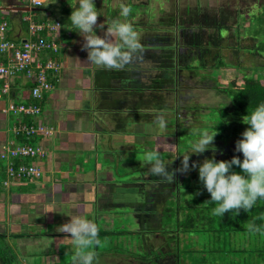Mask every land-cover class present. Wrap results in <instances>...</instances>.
<instances>
[{
	"label": "rangeland",
	"instance_id": "obj_1",
	"mask_svg": "<svg viewBox=\"0 0 264 264\" xmlns=\"http://www.w3.org/2000/svg\"><path fill=\"white\" fill-rule=\"evenodd\" d=\"M119 1V4L110 5L111 0H104L108 6L110 5L108 8L112 14L109 16L120 17V4L129 5L132 11L126 19L131 24L134 22L132 25L138 32L139 38L143 39V52L140 53L143 56V66H139V70L134 71V73H137L138 79H135L133 84L139 89L136 102L142 103L144 106L142 111L149 112L139 115L137 118L142 119L144 122L146 119L151 121L154 119L155 114H152V108L147 107V105H152L154 109L158 108L160 113L165 114L168 126L164 135L169 136V139L165 142L162 139L157 142L156 138H160L161 133L154 121H147L144 124L148 131L146 143L136 144L135 149L128 151L121 163L118 162V155H116L115 160L111 158V162H109V164L112 163L110 166L111 175L118 173L120 175L117 174V180L121 181L122 184L129 183L128 191L122 195L127 198V202L114 203L112 200V202L110 201L111 204L108 205L107 212H99L97 226L101 243L99 246H94V251L97 253L94 264H166L170 258H173L174 252L179 255L184 264H233V262H238V264H264V235L262 234L247 233L243 235L233 233L227 238L221 235L214 241L207 235L204 237L203 233L185 232L177 228V219L186 220L187 216L191 215L190 205H194L198 201L197 198H205V203H207V199L211 196L199 180L198 168L192 169L186 174L177 172L175 180L169 183L158 176L152 175L149 166L142 165L141 161L137 159L146 151H158L166 163L175 159L178 155L174 162L168 166V170L172 171L180 167L183 159L182 154L189 150L191 142L199 138L201 131L205 129L216 130V128L218 135L214 139V145L217 144L215 141H218L220 147L219 145L215 147V152L210 148L203 154H192L189 161L190 165L193 162L202 163L205 158L211 159L213 155H215L216 161L232 159L233 156H239L240 159H243V154L236 152L235 148L237 140L242 138V133L248 128V125L242 122L241 117L232 113L225 116L226 121H224V118L217 120V118L212 119L209 116L211 113L218 114L217 109L213 110V107H217L224 102L227 105L231 104V99L214 87L216 81L212 75V66L216 61L212 55L218 52L221 55L219 58L222 59L228 52L231 60L227 59V61L231 64L235 63L234 59L239 58L241 61L245 60L246 65L249 67L252 66L251 60L255 59V63L264 61V57L261 56L251 58V51L253 50L248 47L252 46L254 41L250 37L252 35L247 33L249 27H252V31H256V29H259V24L264 26V0ZM76 4L77 0H47L45 5L42 6L46 8V11H39V19L49 16V19L53 21L60 20L65 25V12L72 9V7L69 8L70 6H76ZM187 7H200V11L204 9L208 16L218 15L221 7L228 9L232 15L229 24H233V28L228 31L223 30V46L219 50L216 48L217 50L207 56L208 63L205 69H193L191 71L180 69L178 82L179 96L182 102L180 105H183V108H181L177 105L174 106L171 101L173 96L171 84L176 79L175 71L172 74L165 73L158 82L156 79L153 80L154 83L150 81L153 79L151 77L161 76L163 69L165 72L170 68L172 69L170 65H176L173 52L184 56L193 54H189V50L195 51L196 48H190L188 42L193 40V34L200 25L206 38L209 34V29L204 24V17H202L203 22L194 23V20L190 19V13H186ZM118 12L119 16L117 15ZM182 14H184L183 18ZM2 18L0 17V19ZM48 18L45 20H48ZM120 18L122 21L125 19ZM163 18L165 24L159 26ZM33 19L36 20L35 17ZM184 20L185 23L182 24ZM177 22L179 23L176 24ZM25 24L27 25L29 22L26 21ZM8 30H11L10 25ZM261 33H258V38H263ZM160 35L169 37L161 38ZM69 38V35L64 34L62 41L68 44ZM182 39H185L187 43L183 42ZM243 46L248 47L243 48ZM235 47L241 49V52L239 56L233 59L231 58L233 51H227L226 49L232 50ZM65 50L66 48H61L56 57L62 58ZM163 50L166 51L163 53ZM195 52L194 57L192 56L193 58L191 57L189 61L193 65L198 64L197 54L199 53ZM1 57L0 55V59ZM215 73L221 84L225 85L236 81L237 85H240L242 82L243 74L236 65H228L225 68L215 70ZM250 74L255 77H262L264 69L256 68L254 71H250ZM15 78H18V76L8 80L15 83ZM145 79L150 83L146 84ZM0 80L1 83L5 81L4 78H0ZM159 82H162L164 86L162 88L164 90L163 96L160 92V86L157 85ZM140 94L144 95V98ZM150 97H155L153 102ZM145 98H149L148 102ZM184 104L189 106L200 104L199 106L203 109L200 112L195 110L196 113H193L192 107L189 108ZM14 126L15 124L12 125V127ZM152 136L156 137L153 138ZM102 157H100V160L108 163L107 159ZM88 167L94 169L95 159L90 161ZM132 188L137 189L132 192ZM36 234L38 233L36 232ZM176 235H180L179 247H175V243L171 242V238H166V236ZM11 239L10 241L0 239V246H5V242L8 241L10 248L17 256L14 264H72V245L67 247L61 244L57 247L52 239L44 238L37 244L29 245L28 250L23 254L16 246V240ZM173 240L177 241V237ZM239 249H247L248 252H239L237 251ZM160 258L162 259L160 260ZM0 264L2 263L0 262ZM172 264H175V262Z\"/></svg>",
	"mask_w": 264,
	"mask_h": 264
},
{
	"label": "crops",
	"instance_id": "obj_2",
	"mask_svg": "<svg viewBox=\"0 0 264 264\" xmlns=\"http://www.w3.org/2000/svg\"><path fill=\"white\" fill-rule=\"evenodd\" d=\"M119 2L111 0L110 5ZM94 3L100 13L97 23H105L104 30L98 27L94 30L103 37L107 23L122 19L109 16L112 14L108 8L110 5L104 0H94ZM42 10L46 11V8L33 7L27 0H0V17L10 22L8 35L18 40L31 35L26 21L30 23L33 17L34 21L49 17L39 19ZM72 11L73 8L65 12V25L62 24L59 36L61 48H66L60 57L63 62L60 78L40 101L42 112L35 120L54 127L52 136L35 139L49 151L46 157L35 160L43 174L39 179L5 184L9 178L8 161L0 158V236L9 241L14 238L23 254L29 245L44 238L52 239L57 247L61 244L70 247V240L66 238L70 234L57 231V226L71 219L65 213L82 214L98 224L99 212H107L112 200L114 203L127 202L122 195L128 191L129 183L122 184L117 180L118 173L111 175L112 163L109 162L118 155L121 163L128 151L147 140L148 131L144 124L149 120L144 122L137 117L149 111H142L144 106L136 102L139 89L133 84L138 79L134 71L143 66V56L138 54L133 64L123 71L88 65V53L82 50L84 38L69 20ZM64 34L70 36L68 44L62 41ZM142 41L140 38L141 44ZM30 86L31 82L19 75L12 83L11 94L0 96V153L5 145L24 140L14 135L12 125L18 120L6 109L12 100L28 102ZM127 93L130 97H126ZM147 107L152 108L155 116L160 113L152 105ZM152 121L155 117L149 122ZM156 139L165 142L169 136ZM99 156L106 158L108 163L102 162ZM93 159L94 169L88 167ZM135 189L132 188V192Z\"/></svg>",
	"mask_w": 264,
	"mask_h": 264
},
{
	"label": "clouds",
	"instance_id": "obj_3",
	"mask_svg": "<svg viewBox=\"0 0 264 264\" xmlns=\"http://www.w3.org/2000/svg\"><path fill=\"white\" fill-rule=\"evenodd\" d=\"M78 5V7H77ZM120 17L107 23L104 36L96 34L98 27L104 30L105 23H97L98 16L94 0H77L69 17L71 24L83 38L82 50H86L87 63L97 69L123 71L128 69L143 52L138 32L127 21L131 14L129 5L120 4ZM79 63V62H78ZM242 122L249 127L242 133V138L236 142V152L243 154L241 161L239 156H233L231 160L216 161L215 155L211 159L205 158L202 163H189L192 154H203L208 149L215 152L214 139L218 130H203L199 138L189 145V150L183 155L179 168L172 171L168 166L174 162L172 159L166 163L158 151H146L137 159L142 165L149 166L152 175L172 183L176 173L186 174L192 169L198 168L199 180L211 195V202L217 206L213 209L214 216L223 217L225 213L240 210L249 211L258 199H264V103H261L251 112L242 117ZM154 123L157 125L161 137L167 131V120L164 113H157ZM233 166L242 169V173L232 171ZM49 212V211H48ZM47 213V212H46ZM71 217L69 222L57 226V231L70 234L66 236L70 240L73 249L72 264H94L97 253L94 246H99V228L95 222L85 215L65 213ZM249 231H260L254 224L246 225Z\"/></svg>",
	"mask_w": 264,
	"mask_h": 264
},
{
	"label": "trees",
	"instance_id": "obj_4",
	"mask_svg": "<svg viewBox=\"0 0 264 264\" xmlns=\"http://www.w3.org/2000/svg\"><path fill=\"white\" fill-rule=\"evenodd\" d=\"M199 12L200 9L198 8H192V10L190 12ZM207 12L204 13V21L207 26V28L209 29V34L207 35V38L205 37V35H203V31L201 29V25L196 29L197 31H195L194 38L193 40H189V44L188 46L190 48H196L195 51H197V62L196 65H193V63H189V61L191 60V57H194V53H196L194 50H189V54L193 53L191 56L186 55L184 56L183 54L177 55L175 57H173L175 59V66L174 65H170L172 67V69L170 68V70H166L164 72L163 69V74L161 76H155L152 77L153 80L156 79V81L158 82L160 79L163 78V75H165V73H174L175 71V81L171 84L172 85V92H173V96L171 98V101L173 102L174 106L177 105L181 108H183V105L180 99V91H179V78L178 76H180L179 71L181 68L183 69H188L189 71L193 70V69H205L207 67V63H208V58L207 56H209L210 54H212L215 50H217L216 48L222 47L223 45V30H231L233 28V24H229V20L231 18V12L228 9L225 8H220L218 11V15H211L208 16L206 14ZM219 13H222L219 15ZM191 17L190 19H192V17L195 16V18L193 19L194 21H199L202 19L203 16H201V14L198 15H192V13L190 14ZM207 15V16H206ZM200 22V21H199ZM199 22H197L199 24ZM185 23V20L182 21V24ZM195 23V22H194ZM193 23V24H194ZM192 24V25H193ZM250 26V25H249ZM248 26V27H249ZM247 27V28H248ZM252 27H249L247 33L249 35H252L250 37H252L253 39V45L252 46H243V48H251L253 51H251L252 54V59L255 58V56H261L264 57V26L259 24V29H256V31H252L251 29ZM262 32V33H261ZM258 33H261V35L263 36V38H258ZM183 42L187 43L185 39H182ZM182 43V42H180ZM221 50V49H220ZM227 51H233L232 57L234 59V57L239 56L241 49H237L236 47L233 48L232 50L230 49H226ZM163 50L162 52L164 53ZM220 52V51H219ZM174 53V52H173ZM168 55V54H167ZM173 55V54H172ZM217 52L215 54H213V59L216 61V63H213L212 66V75L216 81V85H214V87H216L218 89V91H220V93H224L227 95V97H229L231 99V104L227 105L225 102L217 107H213L214 109H217L216 112L218 114H212L209 115L210 118H217V120H220L221 118H224V121H226L225 116L228 113H232L235 114L239 117H243L245 115L248 114V111L251 112L252 110H254L256 107H258L261 103H264V75L262 77H255L253 74H250V71H254L256 68H260V69H264V61H258L255 63V59L251 60L252 62V66H247L245 60L241 61L239 58L234 59L235 63L231 64V62L227 61V59L230 58V56L228 55V52H226V55H224V58H219L221 57V55ZM174 56V55H173ZM192 57V58H193ZM231 60V59H229ZM180 64V65H179ZM230 65H236L237 68L242 72L243 77H242V82L240 83V85H237L236 81H232L228 84H221L219 83V81L217 80V75L215 73V70L221 69V68H225L227 66ZM167 69V67H166ZM153 80L151 79L150 82L153 83ZM162 81V80H161ZM149 81L147 82L145 80V83L148 84L150 83ZM158 86H160V92L161 95L163 96L164 94V90L162 89L164 86L162 85V82L157 84ZM147 98V102H148ZM185 105V104H184ZM200 105V104H199ZM199 105H185L187 107H192L191 109L194 110L193 113H196L195 110H197L198 112H200L201 109H203L201 106ZM184 106V107H185ZM211 108V107H210ZM209 111V110H208ZM249 127V125H248ZM217 144L215 145V147H220V142L218 143V141H215ZM231 160V159H228ZM243 159H241L242 161ZM220 161V160H219ZM218 162V161H217ZM232 171L238 172L242 174V169L239 168L238 166H233ZM210 198L207 199V203H205V198H197L198 201L200 202H196L194 205H190V210H191V215L187 216V219L182 220V219H177V228L182 229L185 232H194V233H203L204 237L207 235L208 237H210L212 240H216L217 237H221V235H224L225 238L230 237L231 234L233 233H237V234H243L246 235L247 233L250 234L252 233L254 234H262L264 235V199H258L256 204L253 206V208L249 211H244L243 209L240 210L239 214H236L235 211L232 212H228L225 213V215L223 217L220 216H214L213 213V209L217 206L214 202L210 201ZM202 202V203H201ZM204 204V205H203ZM248 224H254L257 227H259L260 231H249L248 228L246 227V225ZM229 234V235H228ZM177 237V241L175 242V247H179L180 244V235H176L174 237H172L171 239H175ZM0 239H3L4 241L7 240L5 238V236H0ZM6 245L5 246H0V262L2 264H14L15 260L17 259V256L15 255V253L12 251V249L10 248V244L8 243V241L5 242ZM239 252H248L247 249H239L237 250ZM256 251V250H255ZM262 251V250H261ZM260 251V252H261ZM212 253L214 251H211ZM263 252V251H262ZM261 252V253H262ZM178 255V254H177ZM176 253H173V258H174V262L175 264H184V262L181 260V258L179 257V255L177 256ZM246 260V259H245ZM234 261V260H233ZM232 261V262H233ZM233 264H238V262H233ZM240 264V263H239Z\"/></svg>",
	"mask_w": 264,
	"mask_h": 264
},
{
	"label": "built area",
	"instance_id": "obj_5",
	"mask_svg": "<svg viewBox=\"0 0 264 264\" xmlns=\"http://www.w3.org/2000/svg\"><path fill=\"white\" fill-rule=\"evenodd\" d=\"M33 7H42L47 0H27ZM9 22L0 19V96L11 94L12 83L9 78L23 75L30 82L28 102L12 100L7 107L17 121L13 133L24 140L13 145H5L0 158L8 161L9 178L5 184L24 179H39L43 169L35 160L44 158L49 154L41 143L35 139L50 137L54 127L50 124L35 122L42 112L40 101L45 93L51 91L55 82L59 80L63 62L56 55L61 50L59 36L62 23L60 20H30V37L14 39L8 32ZM29 120H34L29 122Z\"/></svg>",
	"mask_w": 264,
	"mask_h": 264
},
{
	"label": "flooded vegetation",
	"instance_id": "obj_6",
	"mask_svg": "<svg viewBox=\"0 0 264 264\" xmlns=\"http://www.w3.org/2000/svg\"><path fill=\"white\" fill-rule=\"evenodd\" d=\"M198 8V7H197ZM195 9V8H194ZM199 9H200V7H199ZM192 10V8L191 7H187L186 8V13L188 14V13H192V15H198V14H201V16H203L204 17V9H201V11H199V12H197L196 13V11L195 12H190ZM207 14V13H206ZM183 16H184V14H182V18H183ZM195 18V16L194 17H192V19H194ZM200 21V23L201 22H203V20L201 19V20H199ZM199 21H194L195 23H197V22H199ZM171 22V21H170ZM179 22H177L176 24H178ZM164 24H165V20H164V18H163V20H162V22H160V24H159V26H164ZM176 24H175V26H176ZM161 36V35H160ZM168 38L169 36H161V38ZM161 40V39H160ZM166 41V40H165ZM178 52V51H177ZM174 54H175V56H176V54L178 55V53H175L174 52ZM173 54V55H174ZM174 56V57H175ZM154 83V82H153ZM149 84V83H148ZM159 95V94H158ZM143 98H144V95H143ZM151 98V97H150ZM154 98L155 97H152L151 99H152V101L154 100ZM147 98H145V100H146ZM145 102V101H144ZM146 231V230H145ZM163 237H165V236H163ZM172 237H174V236H166V238H168V239H170V238H172ZM171 242H176V241H174L173 239H171ZM161 249V248H160ZM161 251H162V249H161ZM170 256V255H169ZM162 258H164V256H162ZM162 258H160V260L162 259ZM170 258V257H169ZM174 262V258H170L167 262H166V264H172Z\"/></svg>",
	"mask_w": 264,
	"mask_h": 264
}]
</instances>
